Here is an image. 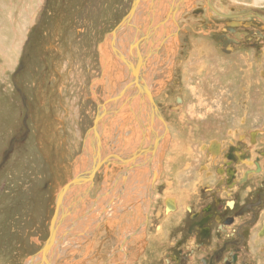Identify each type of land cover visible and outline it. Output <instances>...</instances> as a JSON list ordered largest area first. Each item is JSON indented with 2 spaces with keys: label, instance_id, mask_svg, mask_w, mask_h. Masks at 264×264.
I'll use <instances>...</instances> for the list:
<instances>
[{
  "label": "rangeland",
  "instance_id": "obj_1",
  "mask_svg": "<svg viewBox=\"0 0 264 264\" xmlns=\"http://www.w3.org/2000/svg\"><path fill=\"white\" fill-rule=\"evenodd\" d=\"M133 1L3 0L0 3L5 5L8 14L4 18L0 9V22L12 24L9 30L0 27V36L8 34L10 37L7 41L9 56L0 49V264H29L40 257L57 211L60 190L90 169L92 156L98 153L104 162L90 183L87 208L79 216L76 213V217H72L71 225L76 227L82 220H90L92 214L95 219H102L92 227L94 231L86 240H75V246L71 248L66 243L65 253L57 252L59 256H56L55 264H131L133 261V264H150L143 252L146 244L134 243L150 236H145L146 228L142 229L145 226L142 203H133L140 190L146 191L151 175L146 178L147 170L141 157L139 161L145 179L140 183L125 180L129 178V171L135 174L133 160L127 165L111 162L114 158L117 160L120 152L126 151L129 147L126 145L138 138H135L138 136L136 128L140 124L144 128L143 121L130 111L129 104L123 99L121 103L118 100L120 90L131 92L132 97L135 93V87L126 91L122 85L124 82L126 85L128 78L131 80L130 75L133 76L129 67L131 48L123 47L124 43L120 48L118 45L121 32L126 30L120 25ZM156 1L147 9L137 11V14L141 13L136 24L141 34V48L151 51L144 59L140 52L137 53V66L144 81L151 84L155 110L162 116L161 134L155 148V152L158 146L161 151L158 148L156 154L160 155L155 167L158 170L162 167L170 181L171 171L183 170V161L190 153L188 147L194 144V134H200V126L215 128L222 121V127H225V121L220 119L230 118L224 113L232 111L263 115L264 72L258 76L256 70L258 67L264 71V66L263 63L249 62L241 67L247 75L252 71V64H256L255 76L251 73L244 78L250 80L254 77L256 83L249 84L262 87L261 95L260 92L255 94L256 91L248 85L245 95L235 93L240 81L231 71L233 62L224 61L219 56L215 58L219 47L202 25L211 21L209 16L201 17L206 0H175L179 6L174 9L172 19L167 11L155 21L152 11H161V0ZM211 1L219 12L225 14L240 10L264 12V0ZM176 14L178 17L174 21ZM158 20L163 38L155 44L151 29ZM19 21L29 22L28 34L24 32V23ZM131 23L133 38L137 33L134 19ZM175 24L179 27V34L175 31ZM118 29L114 39L113 33ZM200 38L208 39L205 47ZM125 48L124 55L128 57L125 55L121 60L118 55H122ZM189 67L191 70H187ZM239 89L243 91V85ZM248 94H251L250 99ZM255 95L257 99L253 100ZM178 97L181 102L176 103ZM134 98H138L152 119L147 103L140 101L141 94L138 97L134 94ZM243 102H247L245 107L241 106ZM99 113L104 117L101 119L103 133L98 147L93 149L90 145L94 134L88 136V132L98 121ZM164 117L168 118L171 135ZM185 133L186 146L181 147ZM144 139L149 141L146 136ZM85 146L90 151L87 155ZM134 149L132 153L136 151ZM146 155L149 154L142 157ZM130 156L133 159L136 155ZM4 157L8 159L7 163ZM129 165L133 168L129 169ZM77 180L69 186L77 184ZM81 189H84L82 185ZM119 191H126L131 198L115 197ZM71 198V204L76 207L78 196L71 195ZM114 211V215L120 211L118 217L112 215ZM105 212L108 215L104 217ZM90 226L87 224L86 229L91 230ZM61 227L57 234L64 241L68 233L60 235ZM77 233L82 235L83 231L78 229Z\"/></svg>",
  "mask_w": 264,
  "mask_h": 264
},
{
  "label": "flooded vegetation",
  "instance_id": "obj_2",
  "mask_svg": "<svg viewBox=\"0 0 264 264\" xmlns=\"http://www.w3.org/2000/svg\"><path fill=\"white\" fill-rule=\"evenodd\" d=\"M204 6L200 16H209L211 21L204 22L203 28L219 47L214 56L233 62L231 71L240 81L234 92L245 95L248 85L261 95L262 87L249 84L256 83L254 77L244 78L251 73L255 76L256 64L247 75L241 67L249 62L264 66V12L225 14L211 0ZM200 40L205 47L208 39ZM256 71L258 76L264 72L258 67ZM242 85L243 91L239 89ZM151 94L156 102L153 91ZM252 98L256 100L257 95ZM242 104L245 107L247 102ZM232 112L224 113L230 118L220 119L225 127L222 121L215 128L200 126V134H194V144L188 147L190 153L183 157V170L171 171L170 181L162 167L158 172L153 169L149 208L143 213L146 226L142 228L150 238L134 241L146 244L143 252L150 264H264V113ZM165 121L168 126L167 117ZM167 131L171 135L169 126ZM186 136L181 147L186 146Z\"/></svg>",
  "mask_w": 264,
  "mask_h": 264
},
{
  "label": "bare ground",
  "instance_id": "obj_3",
  "mask_svg": "<svg viewBox=\"0 0 264 264\" xmlns=\"http://www.w3.org/2000/svg\"><path fill=\"white\" fill-rule=\"evenodd\" d=\"M142 1V0H141ZM173 1V2H172ZM161 0L160 2V6H159V13L158 11L157 12H154L152 11L151 15H153L152 19H155V21L157 19H159V17L162 15L163 12H169V18L172 19V13L174 11L175 8H178L179 6V3L177 4L178 1H175V0ZM154 2H158L156 0H145L143 1V3H141L142 7L140 6V4L138 5V9H147V7L149 6V4H153ZM176 3V5H175ZM140 6V7H139ZM137 9V11H139ZM137 14V12H136ZM133 17L134 19V25H135V29H136V24L139 23V17L141 15V13L137 14V16ZM178 17V14L175 15L174 17V21L176 20V18ZM159 23H160V20L157 21V25L151 29V34H152V37L155 39V44L156 43H159L162 41V38L163 36L161 35L160 33V29H159ZM132 24V23H131ZM130 25V24H129ZM175 26V31L178 30V27H177V24L174 25ZM124 29V28H123ZM126 30H123L120 34V37H119V40H118V45H119V48L122 47L121 44L124 43V46L123 47H128L129 49L131 48V51H132V57L130 59V64H129V67H130V71L132 73L133 76L130 75V78L131 80L134 79V76L135 74H139L142 76V82L139 83V87H137L135 84L133 83H129V87L130 89L131 88H134V94H137V97L138 95L141 94V97L142 99H140L141 102L143 103H147V108L149 109L150 111V114L151 116L153 117L152 119H150V116L147 114L148 112H146L147 110L143 109L142 106L140 105L139 103V100L138 98H134V94H133V97H132V93L131 92H123L122 90H120V93L118 95V100H119V103H121L122 99L123 101L127 102L129 104V108H130V111H132L134 113V115L136 116L137 119H139L140 121H143V124H144V128L142 126V124H140L138 126V128H136V130H138L136 132V134H138V136H135L138 137L134 142H132V144L130 145H126V146H129L128 148H126V151H129V152H120L119 156L123 153L125 155L122 154V156H118L117 157V160L115 161L114 159L111 160V162H118L122 165V164H129L130 161L133 160L132 164H133V167H130L129 165V169L133 168L134 171H135V174H132L131 171H129V175H128V179H125V180H128V181H139L140 182H144V179H145V174H144V169L141 167V164H140V161H139V158L141 157L142 159V163H144L145 165V169L147 170V174H146V178H148L149 175H152L153 177V169H155V166L158 164V157L160 154H156L158 151V148L160 149V147L158 146L157 148V152H155V148L157 147V143L159 142V134L160 133V130H161V120L162 119L161 115H157V112L155 113L153 111V109H155V102L152 101L150 102L145 96L148 92V90L150 91V83L149 82H146L144 81L143 79V75L141 74V70L139 69V67L137 66V53H139L143 59L145 57V54H151V51H145V47L141 48V45H140V37H141V34L137 31V33L135 34V36H133L132 38V32L131 30H133V25H130V27H125ZM125 31V32H124ZM123 35H124V38H123ZM126 37V38H125ZM132 39V40H130ZM125 40V41H123ZM126 49L124 50V52L122 51V57H124V53L126 52ZM154 49V48H153ZM138 51V52H137ZM118 52L119 49H118ZM128 52V51H127ZM120 55V54H119ZM135 55V58L134 56ZM127 56V55H126ZM128 57V56H127ZM149 58V57H148ZM135 59V60H134ZM220 59L224 60V61H228V59H225V58H222L220 56ZM133 61H134V64H133ZM125 67V65H124ZM125 70L126 72H128V68L125 67ZM148 83V84H146ZM144 87V88H143ZM127 89V88H126ZM125 89V90H126ZM129 89V90H130ZM128 91V90H127ZM138 101V103L136 102ZM131 102V103H130ZM145 112V113H144ZM103 116V115H102ZM101 116V119L104 117ZM134 127V126H133ZM137 127V126H136ZM134 132V131H133ZM132 132V133H133ZM135 133V132H134ZM125 135V133H124ZM127 135V134H126ZM140 135V136H139ZM123 136V135H122ZM134 136V135H133ZM147 137L148 138V142L147 141H144V137ZM134 138V139H135ZM160 141H161V137H160ZM87 142V140H86ZM129 142V141H128ZM130 142V143H131ZM136 144H140V145H136ZM141 144H143V147L142 149H140L141 147ZM156 145V146H155ZM160 145V143H159ZM87 146H85L84 148L86 149L85 150V154L87 155ZM134 148H136V151L132 153L133 150H135ZM161 151V149H160ZM90 152V151H89ZM98 153V152H97ZM149 154V155H146V156H143V154ZM130 155H136L135 157H133L132 159V156ZM154 155H156V158H154ZM104 156V155H103ZM93 157V156H92ZM102 159V158H101ZM107 159V158H106ZM111 159V158H110ZM109 159V160H110ZM157 159V160H156ZM108 160V161H109ZM110 166V165H109ZM125 166V165H123ZM109 168V167H108ZM80 169V168H78ZM90 170V169H88ZM87 170V171H88ZM158 169H156L157 171ZM84 172L80 175H82V177H85L88 175V172ZM107 171V170H106ZM79 175V176H80ZM156 176V175H155ZM152 177H150V181L149 180H146V181H149V184L148 186L146 187V191L145 192H142V190H140V195L139 197L136 199V201L133 203V204H137L138 202H141L143 205L142 208H141V212L144 213L145 212V209L146 208H149V198L150 197V188H151V185L153 183V180H152ZM79 181L77 184L75 182V184H72V186H70V188H68L67 191L63 196H61V198L59 199L58 201V206H59V210L57 212V216L55 217L54 221H53V224H54V227L57 228V230L61 227L62 231H61V234H64V232L68 233V237L66 240H62L64 238H62L61 236H59L57 234V237H56V243H57V247L56 248V243L54 246L50 247V244H48L45 248V252H43V256L46 258V256L48 255V257L46 258V261H45V264H55V258L56 256L58 257L59 255H57V252L59 251V253H62L64 252V250L66 249V243H69V245L67 247H74V242L75 240L77 241L78 239H82V240H86L87 237H89L90 235L89 234H92L90 232H92V230L94 231V229L92 227H95V225L99 224L102 217L100 218H94L92 216H94L95 214H92L90 217V220H87L85 219V221L82 220L81 223H78V225L75 227V226H72L71 225V222L73 221L72 220V217L75 218L76 217V213H77V216H79L80 214H82V212L85 211V209L87 208V194L89 193V186H90V183L84 181V180H80L79 178H77ZM188 179V178H187ZM124 180V181H125ZM158 181V180H157ZM156 182V181H155ZM93 184V183H92ZM81 185H82V188L84 189H81ZM105 185V184H104ZM159 185V184H158ZM78 186V187H77ZM183 186V185H182ZM104 187V186H103ZM159 187V186H158ZM158 187H155V188H158ZM153 188V187H152ZM104 189V188H103ZM154 189V188H153ZM153 191V190H152ZM120 192V191H119ZM117 192L115 197H119L120 199L122 198H131V196H128L127 195V192L126 191H121L120 193ZM71 193V194H70ZM71 195L74 197L75 195L78 196L77 198V201H76V207H74V204L72 203L71 204ZM127 195V196H126ZM156 195V194H155ZM142 197V198H141ZM73 199V198H71ZM76 199V198H75ZM157 199V198H156ZM159 199V198H158ZM168 200V199H166ZM157 201V200H156ZM159 201V200H158ZM73 202V201H72ZM153 202V201H152ZM164 202V201H163ZM124 203V202H123ZM122 203V204H123ZM155 203V202H154ZM166 204V202H165ZM69 205H71L70 207H68ZM95 205V204H94ZM141 205H137V206H141ZM96 206V205H95ZM122 206V205H120ZM158 206V205H157ZM62 207V208H60ZM74 207V209H73ZM104 207H102L101 209H103ZM94 210V209H93ZM105 210H108V209H105ZM168 210V209H167ZM116 211H114V213H112V215L115 214ZM120 212V211H119ZM119 212L117 215H114L115 217H118L119 215ZM75 213V214H74ZM86 213V212H85ZM96 213V212H94ZM148 213V212H147ZM168 213V212H167ZM169 214V213H168ZM73 215V216H72ZM86 215V214H85ZM99 215V214H98ZM108 213L106 214V212L104 213V215L102 214V216H107ZM146 215V214H145ZM83 216V215H82ZM87 216V215H86ZM97 216V215H96ZM152 216V215H151ZM168 216V215H167ZM80 218V217H78ZM108 218V217H107ZM151 218V217H150ZM149 219V218H148ZM153 219V218H152ZM81 220V219H80ZM29 221V220H28ZM150 221V220H149ZM77 222V221H76ZM52 224V225H53ZM87 224H90L91 226V230L90 229H86L87 227ZM153 224V223H152ZM151 225V223H150ZM146 226V225H145ZM80 230V232L83 231V234L80 235V233L78 234L77 233V230ZM85 230H89V232H86ZM97 231V230H96ZM28 232V231H27ZM99 232V231H98ZM57 233H59L57 231ZM95 234V233H94ZM59 237V238H58ZM82 237V238H81ZM161 237V236H160ZM88 245V244H87ZM48 249V251H47ZM77 249V248H76ZM74 249V250H76ZM78 250V249H77ZM65 253V252H64ZM77 253V252H76ZM42 254L40 255L39 258L35 259V260H32L31 262H29V264H38L41 262L43 256ZM73 254H75L73 252ZM76 255V254H75ZM34 259V258H33ZM29 260V259H28ZM130 263V262H129ZM133 264V263H132ZM137 264V263H136Z\"/></svg>",
  "mask_w": 264,
  "mask_h": 264
},
{
  "label": "water",
  "instance_id": "obj_4",
  "mask_svg": "<svg viewBox=\"0 0 264 264\" xmlns=\"http://www.w3.org/2000/svg\"><path fill=\"white\" fill-rule=\"evenodd\" d=\"M140 0H134L133 1V4H132V7H131V10L129 11V13H128V15L125 17V19L123 20V22L121 23V25L120 26H122L121 28L123 29V26H126V27H130V23H131V21L133 20V17L135 16V14H136V12H137V7H138V5L140 4ZM119 26V27H120ZM118 27V28H119ZM121 29V30H122ZM124 29H125V27H124ZM120 29H118L117 31H115L114 33H113V37H114V39H115V37H117V35H118V31H119ZM114 39H113V41H114ZM118 57L121 59V60H124V58H122V55H118ZM139 60V58L137 59V61ZM142 76L141 75H139V74H135V76H134V79H132V80H130L129 78H128V80L126 81L127 83H126V85L123 83L122 85H123V89H126V88H128L129 89V83H133V84H135L137 87H139L140 88V86H139V83L140 82H142ZM121 85V86H122ZM144 88V87H143ZM126 91H127V89H126ZM118 93V92H117ZM116 93V94H117ZM148 100H150L151 102L153 101V97H152V95H151V91H149L148 90V92H147V94H146V96H145ZM153 111L156 113V110L155 109H153ZM89 134H88V136L91 134V133H93L94 135H93V139L94 140H92L91 139V148H93V149H95V148H97L98 147V144H99V140H100V137H101V135H102V133H103V123H101V115H100V113L98 114V121L95 123V125L89 130V132H88ZM142 147H143V144H141V147H140V149H142ZM103 162L104 161H102L101 160V158H100V156H99V153L98 154H94V156H93V158H92V163H91V167H90V170H88L87 172H88V175L87 176H85V177H82V175H80V176H78V177H75V178H73V180L71 181V182H69L66 186H64L61 190H60V192H59V195H58V197H57V199L59 200L60 198H61V196H63L67 191H65V190H67L68 188H70V184L71 183H73L75 180H76V178H79L80 180H84V181H86V182H88V183H91V182H93V180H94V178H95V176H96V174H97V171L101 168V166H102V164H103ZM107 162H109V161H107ZM69 186V187H68ZM72 186V185H71ZM68 187V188H67ZM65 189V190H64ZM56 203H57V200H56ZM60 208H62V207H60ZM57 211H58V204H57ZM57 211H56V213L54 214V216H53V219H52V221H51V223L53 224V221H54V217H56L58 214H57ZM51 224V225H52ZM57 228H55L54 227V224L52 225V227H51V229H50V233H49V236H48V238H47V240L45 241V243H44V245H43V247H42V249H41V251H40V253L42 254L43 252H45V248H46V246L48 245V244H50V247H52V246H54L55 245V241H56V237H57ZM47 251H48V249H47ZM42 256H43V254H42ZM48 257V255L46 256V258ZM46 258L43 256V258H42V260H41V262L40 263H38V264H45V261H46Z\"/></svg>",
  "mask_w": 264,
  "mask_h": 264
},
{
  "label": "crops",
  "instance_id": "obj_5",
  "mask_svg": "<svg viewBox=\"0 0 264 264\" xmlns=\"http://www.w3.org/2000/svg\"><path fill=\"white\" fill-rule=\"evenodd\" d=\"M2 2H3V0H1V4H2ZM0 9H1V11H2V16H4V18H6L7 16H8V14L5 12V9H6V7H5V5H0ZM1 20V19H0ZM19 23L21 24V23H24V24H22V26H23V28L26 30V31H24L25 33H27L28 34V32H29V28H28V21L26 22V21H19ZM10 26H12V24L11 23H9V22H7L6 21V23L5 24H2L1 22H0V27H1V29L2 30H9V27ZM23 32V31H22ZM23 32V33H24ZM22 37V36H21ZM8 39L10 40V37H9V35L8 34H6V35H4V36H0V49L1 50H3V51H6L7 53L9 52L8 51V48H7V46H8ZM22 39H23V37H22ZM21 39V40H22ZM17 58H19V54L17 53ZM8 56H9V53H8ZM15 56V55H14ZM12 71V70H11Z\"/></svg>",
  "mask_w": 264,
  "mask_h": 264
}]
</instances>
